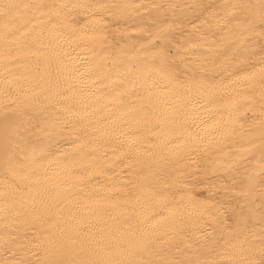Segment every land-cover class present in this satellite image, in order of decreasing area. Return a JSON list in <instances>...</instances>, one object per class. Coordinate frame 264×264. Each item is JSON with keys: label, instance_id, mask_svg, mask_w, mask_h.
I'll use <instances>...</instances> for the list:
<instances>
[{"label": "bare ground", "instance_id": "1", "mask_svg": "<svg viewBox=\"0 0 264 264\" xmlns=\"http://www.w3.org/2000/svg\"><path fill=\"white\" fill-rule=\"evenodd\" d=\"M0 264H264V0H0Z\"/></svg>", "mask_w": 264, "mask_h": 264}]
</instances>
